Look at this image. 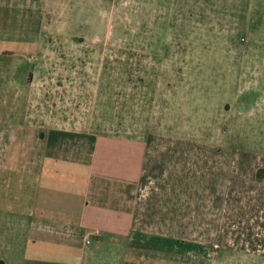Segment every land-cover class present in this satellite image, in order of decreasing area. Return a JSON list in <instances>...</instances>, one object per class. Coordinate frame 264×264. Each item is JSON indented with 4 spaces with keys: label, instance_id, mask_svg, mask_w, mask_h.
<instances>
[{
    "label": "crops",
    "instance_id": "crops-1",
    "mask_svg": "<svg viewBox=\"0 0 264 264\" xmlns=\"http://www.w3.org/2000/svg\"><path fill=\"white\" fill-rule=\"evenodd\" d=\"M93 9L103 0H0V264H264V146L247 145L248 118L134 138L48 109L75 100L44 97L40 61L84 42L55 28Z\"/></svg>",
    "mask_w": 264,
    "mask_h": 264
},
{
    "label": "rangeland",
    "instance_id": "rangeland-1",
    "mask_svg": "<svg viewBox=\"0 0 264 264\" xmlns=\"http://www.w3.org/2000/svg\"><path fill=\"white\" fill-rule=\"evenodd\" d=\"M125 1L103 0L102 18L93 9L86 22L55 28L85 40L52 42L40 61L45 74L31 76L44 83L45 98L75 100L48 109L74 117L76 131L134 138L164 130L211 135L230 116L245 117L247 145L263 147L264 0Z\"/></svg>",
    "mask_w": 264,
    "mask_h": 264
}]
</instances>
